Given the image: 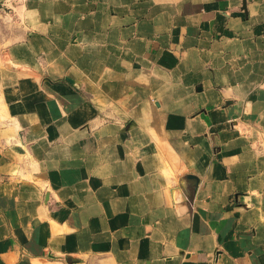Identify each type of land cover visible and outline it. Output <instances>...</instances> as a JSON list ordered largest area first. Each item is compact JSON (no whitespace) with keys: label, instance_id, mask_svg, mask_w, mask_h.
Wrapping results in <instances>:
<instances>
[{"label":"crops","instance_id":"obj_1","mask_svg":"<svg viewBox=\"0 0 264 264\" xmlns=\"http://www.w3.org/2000/svg\"><path fill=\"white\" fill-rule=\"evenodd\" d=\"M0 264H264V0H0Z\"/></svg>","mask_w":264,"mask_h":264}]
</instances>
